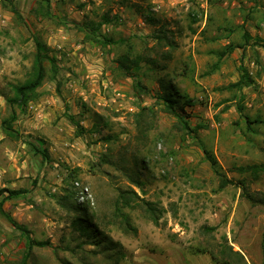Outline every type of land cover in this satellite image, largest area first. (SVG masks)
I'll list each match as a JSON object with an SVG mask.
<instances>
[{
    "label": "rangeland",
    "instance_id": "obj_1",
    "mask_svg": "<svg viewBox=\"0 0 264 264\" xmlns=\"http://www.w3.org/2000/svg\"><path fill=\"white\" fill-rule=\"evenodd\" d=\"M36 39L56 74L7 135ZM125 54L146 58L136 78L116 68ZM242 67L254 85L239 90ZM163 88L192 103L169 112ZM246 117L264 122V0H0V189L27 191L4 209L45 244L29 264H264V172L239 170L264 164V123ZM130 189L144 203L125 206ZM24 242L0 213V264H22Z\"/></svg>",
    "mask_w": 264,
    "mask_h": 264
},
{
    "label": "trees",
    "instance_id": "obj_2",
    "mask_svg": "<svg viewBox=\"0 0 264 264\" xmlns=\"http://www.w3.org/2000/svg\"><path fill=\"white\" fill-rule=\"evenodd\" d=\"M12 9L16 15L20 16L16 6H13ZM148 20L153 21L151 17ZM109 22H110L109 19L106 17L104 19V23L107 24ZM98 30H99V25L94 29V31L97 32ZM161 33H164V31H161ZM99 37L100 36L99 35L97 36L96 34V37L89 36V39L95 41L96 43L100 44L103 47H106L108 46V44L111 43V40H108L106 38L101 40ZM157 37L158 39H162V34H159ZM35 45H36V50L33 57L31 72L29 73V77L27 81L21 85H13L12 86L13 95L6 97V103L11 109V114L8 118H4L1 121V126L3 131L7 135H12V133H14L13 124L17 120L19 115L16 109H18L20 113H24L29 103L37 101L40 98L41 94L39 90L42 87L44 80L48 76V72H51L54 75L56 74L57 60L54 56L50 54L49 48L39 39L35 40ZM232 50L233 49H230L229 51L231 52ZM145 61L146 58H143L140 55L132 57L129 54H125L118 57L115 60V65L116 68L120 70L124 75L128 77L134 76L136 78L135 74L133 73V69L138 67L141 63ZM241 71L242 74L240 80L235 84L231 85V87H236L239 90L242 89L243 87H249L254 85V80L251 78L248 70L245 67H242ZM136 86L139 90H142L144 88L141 82L139 81L136 82ZM158 99H160V101L164 103V107L166 110L173 113L176 112V108H175L176 103H182V108H184V106L186 105L189 106L190 103H192V101L189 100L187 102H183L181 96L178 99H176L174 97V94L166 92L165 88H163L161 92L158 94ZM179 116L183 120V125L185 129L196 136L198 134L200 126L196 128H192L189 122L184 118L182 114H180ZM69 118L71 121H73L74 125L77 128L82 129L79 123L75 120L74 116H69ZM246 121L248 125H251L253 123H264L261 120L252 121L249 117H246ZM35 150L42 153V155L45 154L44 151H41L37 147H35ZM203 151L206 155L207 160L211 163L213 169H215L217 175L221 177L220 187L224 188L229 183L228 180L225 179L220 172H218L217 162L212 157L210 152L207 151L205 148L203 149ZM239 170H241L242 172H251V174L258 176L261 172L262 173L264 172V164H259V165L256 164V165L241 167L239 168ZM26 193L27 191L25 190H11L8 188L0 189V213L16 228V230H18L21 233L23 239L25 240L24 248L26 249V252L22 264H29L28 261L30 258V254L35 245H45L44 243L37 244L30 237L28 231L24 227L20 226L18 222H16V220L4 209L5 200L17 199ZM119 197L120 199L123 200L125 206L133 207V204L138 206L140 205V203H144L143 199H141L140 196H138V194L132 189L127 190L125 193H122ZM146 204L148 206L147 210L152 215L151 216L152 221L157 225L159 223V218L158 215L156 214V209L152 207L149 203L146 202ZM72 207L76 211H79L80 213L84 214V216H78L77 221L79 223V227L82 230V232L90 236L91 232L89 231V227L84 220V218L87 216L85 214L86 210L80 209V206L77 204L76 206H72ZM118 219L120 224L124 225L123 226L124 231H128L130 229L135 230V228L131 225L130 218L126 214L122 213L121 215H119ZM97 237L98 236H96V238ZM235 253L237 255L242 256L238 252ZM211 257L212 259L217 260L216 255L212 253H211Z\"/></svg>",
    "mask_w": 264,
    "mask_h": 264
},
{
    "label": "built area",
    "instance_id": "obj_3",
    "mask_svg": "<svg viewBox=\"0 0 264 264\" xmlns=\"http://www.w3.org/2000/svg\"><path fill=\"white\" fill-rule=\"evenodd\" d=\"M119 95H120V94H119ZM76 185H79V184L76 183ZM80 201L83 203V201H84V196H83V195L80 197Z\"/></svg>",
    "mask_w": 264,
    "mask_h": 264
}]
</instances>
